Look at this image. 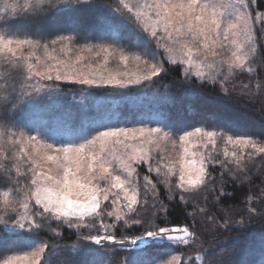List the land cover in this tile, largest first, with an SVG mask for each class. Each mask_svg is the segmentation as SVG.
Instances as JSON below:
<instances>
[{
    "label": "snow or ice",
    "instance_id": "obj_1",
    "mask_svg": "<svg viewBox=\"0 0 264 264\" xmlns=\"http://www.w3.org/2000/svg\"><path fill=\"white\" fill-rule=\"evenodd\" d=\"M256 4L0 0L6 77L0 89L7 105L0 117V264H54V258L56 264H114L118 254L119 264H205L195 221L170 224L158 185L186 202L209 184L216 190V166L221 179L246 178L248 164L264 157V134H250L244 117L228 110L180 123L161 107L122 118L119 104L129 93L152 91L166 65L178 66L188 83L195 77L225 94L237 75L255 76L264 64L257 63L256 35L257 25L264 31V12L253 15ZM255 87L258 92L259 81ZM98 89L107 90L106 103L91 117L77 121L68 111L53 124L36 116L38 101L71 96L70 105L83 107L79 98ZM243 89L254 94L247 83ZM156 95L163 100L167 89ZM219 188L223 195L224 185ZM248 211L250 219L256 210ZM247 222L225 219L218 229ZM65 227L75 230L71 245L58 242ZM134 228L141 231L128 235ZM238 246L246 251L243 242ZM189 247L194 256L178 251ZM261 251L264 264V242Z\"/></svg>",
    "mask_w": 264,
    "mask_h": 264
},
{
    "label": "trees",
    "instance_id": "obj_2",
    "mask_svg": "<svg viewBox=\"0 0 264 264\" xmlns=\"http://www.w3.org/2000/svg\"><path fill=\"white\" fill-rule=\"evenodd\" d=\"M255 12L264 11V0H257ZM257 45L259 55L257 63L264 60V31L260 25L256 26ZM154 47V46H153ZM259 81L261 87L256 91V83ZM6 82V77L0 70V84ZM10 82V81H9ZM247 83L252 93L243 89V84ZM235 85V87H233ZM79 87V86H76ZM195 89L197 94H190L186 89ZM167 96L161 100L156 93H165ZM126 91V90H122ZM107 90H95L92 96L85 94L82 101L83 107H77L69 104L71 96L65 98H53L52 101L36 102L39 106V112L36 115L44 118L63 117L68 111H71L77 120L82 117H91L95 114L97 107H103L106 103L105 96ZM6 92L0 89V117L6 115L7 105L3 103ZM131 99L119 104L122 112V118L132 120L136 114L143 110L147 111L149 107H161L168 114L170 119L175 122L195 123L202 115L212 112H220L224 106L241 114L243 121L252 120L247 128L250 134L261 136L264 134V64H261L255 76H249L247 73H241L228 85V94H225L219 85L204 84L192 78L188 83L183 80L178 66L166 65V74H162L152 85V91L147 95L137 96L135 93H129ZM102 103V104H101ZM98 105V106H97ZM229 109V110H231ZM233 112V111H230ZM234 113V112H233ZM246 116V117H245ZM247 119V120H246ZM242 121V122H243ZM250 121V120H249ZM141 178L146 174V169H139ZM215 177L214 185L216 190L212 191L213 184H209L203 191L190 195L186 202L179 199L175 192L166 191L163 185H158L159 198L164 201L168 209V221L170 224L191 225L195 221V230L199 234V251L208 253L205 264H235L237 259H243L248 264H260L262 259V242H264V197L260 196L261 190H264V157H256L248 164L246 178L233 179L224 175L221 179V170L216 166L212 170ZM155 181V176H152ZM224 185V194H220L219 185ZM253 199L249 200V197ZM207 197V199H205ZM205 208L206 213H200L199 208ZM254 208L255 214L249 219V208ZM196 209L195 216L190 215ZM213 216L214 221H209L205 217ZM244 217L248 222L243 228L235 227L225 230L219 228L225 219L239 220ZM55 227V225H53ZM125 230L121 228L117 235ZM139 228H134L127 232L128 235L138 234ZM62 238L58 241L61 244L71 245L75 241V230H69L66 227L61 228ZM42 236L47 239L44 234ZM243 242L246 245V251L238 245ZM193 248H182L178 251L183 252L185 256L195 255ZM122 254L113 257L114 261L121 260ZM58 258H54V264Z\"/></svg>",
    "mask_w": 264,
    "mask_h": 264
},
{
    "label": "rangeland",
    "instance_id": "obj_3",
    "mask_svg": "<svg viewBox=\"0 0 264 264\" xmlns=\"http://www.w3.org/2000/svg\"><path fill=\"white\" fill-rule=\"evenodd\" d=\"M262 12H264V11H262ZM71 99H72V97H71ZM80 100H81V102L83 101V98L81 97V98H79ZM102 104V103H101ZM98 106V105H97ZM225 108L224 109H226V110H228V111H233L234 113H237V114H239L238 112H236V111H234V110H232L231 108H229L228 106L226 107V106H224ZM229 109H231V110H229ZM39 111H37L36 112V114L38 113ZM37 116V118H39V119H41L43 122H45V123H53L54 124V122L56 121V120H58V119H60V118H62V117H53V118H44V117H42V116H39V115H36ZM246 117V116H245ZM249 120H247V121H243L242 123L245 125V127L246 126H248L250 123H252L251 122V118L250 117H247ZM77 121H79V120H77ZM243 125V126H244ZM141 168H144V167H141ZM140 168V169H141ZM144 169H146V168H144ZM119 262H120V260H117V261H114V264H119Z\"/></svg>",
    "mask_w": 264,
    "mask_h": 264
}]
</instances>
